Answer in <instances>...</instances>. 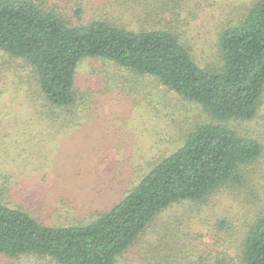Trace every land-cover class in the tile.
Instances as JSON below:
<instances>
[{"label": "trees", "instance_id": "1", "mask_svg": "<svg viewBox=\"0 0 264 264\" xmlns=\"http://www.w3.org/2000/svg\"><path fill=\"white\" fill-rule=\"evenodd\" d=\"M76 13L81 16L82 10ZM162 14L170 20L151 25L162 21ZM179 16L166 9L151 22L139 17V24L104 14L75 20L52 0H0V49L32 66L41 108L53 122L60 118L77 126L85 117L89 95L77 88V73L87 58L153 78L209 117L188 129L175 150L153 157L139 181L107 210L81 214L69 207L66 221L49 223L33 207L27 210L0 197L2 257L117 264L161 213L178 203L202 204L219 188L243 183V166L257 159L263 146L233 123L253 120L264 97V0L249 3L238 21L220 31V61L213 65L193 54L176 23ZM182 220L176 215L162 227L164 264H264V211L247 221L236 256L199 239L184 240Z\"/></svg>", "mask_w": 264, "mask_h": 264}, {"label": "rangeland", "instance_id": "2", "mask_svg": "<svg viewBox=\"0 0 264 264\" xmlns=\"http://www.w3.org/2000/svg\"><path fill=\"white\" fill-rule=\"evenodd\" d=\"M52 1L75 20L104 14L139 24V17L151 22L156 13L174 10L193 54L213 65L220 61V31L238 21L254 0ZM164 18L162 14V21L151 25ZM77 88L89 95L85 117L77 126L60 118L53 122L41 108L32 66L0 49V197L27 210L33 207L49 223L66 221L69 207L91 214L111 208L139 181L153 157L175 150L188 129L209 119L199 105L155 79H141L105 59L87 58L79 65ZM233 125L263 146L261 155L243 166V183L219 188L202 204H175L156 217L117 264H164L167 250L160 232L176 215L183 217L181 238L199 239L210 249L236 256L247 221L264 211V97L253 120ZM0 264L57 263L37 255H0Z\"/></svg>", "mask_w": 264, "mask_h": 264}]
</instances>
